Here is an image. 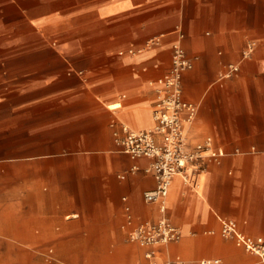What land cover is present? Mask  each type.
<instances>
[{
	"label": "crops",
	"instance_id": "0c3cea01",
	"mask_svg": "<svg viewBox=\"0 0 264 264\" xmlns=\"http://www.w3.org/2000/svg\"><path fill=\"white\" fill-rule=\"evenodd\" d=\"M178 27L193 61L183 96L199 107L189 143L211 136L225 154L194 183L173 177L167 216L182 236L156 259L264 264L220 233L233 219L264 238V0H0V264H88L132 245L146 262L128 236L161 216L143 197L151 159L113 133L154 128Z\"/></svg>",
	"mask_w": 264,
	"mask_h": 264
},
{
	"label": "built area",
	"instance_id": "2783aa9c",
	"mask_svg": "<svg viewBox=\"0 0 264 264\" xmlns=\"http://www.w3.org/2000/svg\"><path fill=\"white\" fill-rule=\"evenodd\" d=\"M178 40L173 45L171 66L168 71L156 81L158 100L154 110L155 126L153 129L133 130L122 124V135L115 130L114 140L121 150L132 158L148 157L150 164L146 167L156 180L153 189L143 193L148 203H158L161 216L156 221H143L129 233L128 239L143 247L149 248L145 253L144 264H221L220 258H205L194 261L182 258H170L164 261L156 259L154 246L177 242L182 232L167 216V196L172 179L180 175L184 181L194 183L196 175L205 168L208 159L219 160L225 154L223 149L216 147L211 136L191 145L188 139L187 125L195 120L199 107L187 101L183 96V75L193 67V61L187 54L182 43L184 34L178 27ZM254 43H249L243 52L248 57ZM239 70L238 64H230L226 76ZM156 135H160V140ZM138 169L133 166L132 171ZM124 178V175H121ZM125 200V198H124ZM128 223H132L131 208L126 205ZM220 233L224 238L233 239L246 251L264 261V238L244 233L233 219H221Z\"/></svg>",
	"mask_w": 264,
	"mask_h": 264
},
{
	"label": "rangeland",
	"instance_id": "374dc122",
	"mask_svg": "<svg viewBox=\"0 0 264 264\" xmlns=\"http://www.w3.org/2000/svg\"><path fill=\"white\" fill-rule=\"evenodd\" d=\"M136 245H132L129 248L125 249V254L122 256L114 257H103L100 260H87L88 264H138V256ZM103 255H108L111 252V245H103L102 247ZM134 254V255H133ZM80 262V261H79Z\"/></svg>",
	"mask_w": 264,
	"mask_h": 264
}]
</instances>
